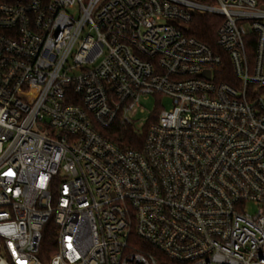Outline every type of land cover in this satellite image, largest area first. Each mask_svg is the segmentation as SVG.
I'll list each match as a JSON object with an SVG mask.
<instances>
[{"label":"built area","instance_id":"1","mask_svg":"<svg viewBox=\"0 0 264 264\" xmlns=\"http://www.w3.org/2000/svg\"><path fill=\"white\" fill-rule=\"evenodd\" d=\"M0 264H264L258 0H0Z\"/></svg>","mask_w":264,"mask_h":264},{"label":"trees","instance_id":"2","mask_svg":"<svg viewBox=\"0 0 264 264\" xmlns=\"http://www.w3.org/2000/svg\"><path fill=\"white\" fill-rule=\"evenodd\" d=\"M260 6L264 7V0H258ZM220 19L208 17L206 15H197L192 22L191 35L202 43L215 47L217 31L220 26ZM223 81H227L223 79ZM145 128L141 133L133 127L116 128L107 136L123 149L142 148L144 143ZM138 242V241H137ZM56 244V227L52 222L45 226L43 241L38 258L40 261L47 263L55 252Z\"/></svg>","mask_w":264,"mask_h":264},{"label":"rangeland","instance_id":"3","mask_svg":"<svg viewBox=\"0 0 264 264\" xmlns=\"http://www.w3.org/2000/svg\"><path fill=\"white\" fill-rule=\"evenodd\" d=\"M155 106V99L152 97L148 101H142L141 107L144 108L145 113L140 112V108L137 110V113L133 116V123L134 128L137 130L138 133H141L143 131V127L146 124V120L149 117V114L153 112ZM164 106L165 109L170 107V102L166 98H164ZM4 259L7 260L6 256L2 255Z\"/></svg>","mask_w":264,"mask_h":264}]
</instances>
